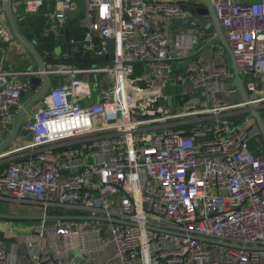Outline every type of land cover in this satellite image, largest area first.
<instances>
[{
    "label": "built area",
    "instance_id": "obj_1",
    "mask_svg": "<svg viewBox=\"0 0 264 264\" xmlns=\"http://www.w3.org/2000/svg\"><path fill=\"white\" fill-rule=\"evenodd\" d=\"M4 1L15 22L45 6L55 37L81 11L87 20L82 41L67 37L57 58V49L44 51L54 68L0 69V124L7 126L30 79L50 82L26 115L32 139L0 154L7 158L1 200L69 217L40 220L38 240L23 242L30 261L264 264V144L249 113L256 110L264 125V0H212L247 97L237 101L230 93L239 88L225 87L235 79L227 53L225 62L206 49L214 36L205 44L202 35L171 29L169 21L191 15L180 1L0 0V45L11 41ZM108 38L113 59L67 63L72 43L105 57ZM199 50L185 67L173 62ZM172 70L174 93L167 91ZM10 254L0 240V264H13Z\"/></svg>",
    "mask_w": 264,
    "mask_h": 264
},
{
    "label": "water",
    "instance_id": "obj_2",
    "mask_svg": "<svg viewBox=\"0 0 264 264\" xmlns=\"http://www.w3.org/2000/svg\"><path fill=\"white\" fill-rule=\"evenodd\" d=\"M205 3L204 5H197V4H187L186 2H181V6H183V8L187 9L188 12L191 14V16L194 15H207L210 18V23L211 25L214 27V31H215V35L214 37L210 40V42L208 44H211L212 42H217L219 41L220 43H222V45L224 46L227 55L231 61V68L234 74V81L232 83H227L226 84V89L230 90V91H234V89L236 88V86L239 88L238 91L236 92H231V99L233 101H237V99H240V97L242 96L244 99H246V95L244 93V88L242 85V79L241 77H239V68L238 65L235 61V59H233L231 52L228 48L227 42L224 39V34H223V28L221 27L220 23L218 22L217 16L214 12V7L212 5V0H204ZM3 10L6 11V14L8 16V21H9V25L10 28L12 29L13 35L15 36V38L23 45L25 46L29 52L31 53V55L34 57L36 63L38 64L40 69H44L47 65L50 64H54V62L45 60L42 58V56L40 55V53L38 52V50L21 34L19 28L17 27V24L15 22V18L13 16L12 10H10V6L9 3L7 1H4L3 3ZM65 39L67 40L68 35L64 34ZM98 40L94 39V43H97ZM106 44L108 46V54L105 57H101V56H95L92 57L91 53L88 51H83L81 50V45L78 43H72L70 46V52L72 53V60L68 61L67 63H69L70 65L72 64H76L77 63H85V64H100L103 61H108V59H113L114 58V43L113 40L111 38H108V40L106 41ZM201 50H199V52H196L190 56L187 57H181L179 59H173V62H183L182 66L185 67L186 66V61L188 59H195L199 56ZM59 55V50H56V57H58ZM176 66L173 67V69L175 70ZM42 82H44V84L42 85V87L36 91V93L29 98L23 105V108L19 111V114L17 116V120L7 138V140L2 144V146H0V151L2 149H4L5 147H7L8 145L11 144V142L13 141V139L15 138V135L17 134V132L19 131V129L22 126V123L24 121V117L26 115V113L29 111V109H31V107L33 105H35L37 103V101L45 94L46 90L48 89L50 82L49 79L47 78V76H43L41 79L39 78H33L31 79L32 84L36 85V84H40ZM24 93H21V96H23ZM250 115L256 120L258 129H259V133L257 134V137L259 138L260 142L264 144V125H263V120L262 117L260 116V114L254 110L251 109L250 110ZM240 117H243V115H241ZM230 121H233L237 124L236 119L234 118H229ZM20 134H22L27 140H31L32 137L30 135L29 132H27L24 129L20 130ZM69 217L67 216H51V215H47V216H43V215H37V214H11V213H0V219H8V220H33V221H40L42 219H46V220H58V219H68ZM81 218H85V217H81ZM98 218L100 220H105L104 218H99V217H95ZM201 241H207V242H213L216 244H226V245H231L230 243L227 242H219V241H215V240H211L208 238H199Z\"/></svg>",
    "mask_w": 264,
    "mask_h": 264
},
{
    "label": "crops",
    "instance_id": "obj_3",
    "mask_svg": "<svg viewBox=\"0 0 264 264\" xmlns=\"http://www.w3.org/2000/svg\"><path fill=\"white\" fill-rule=\"evenodd\" d=\"M175 1H180L183 2L182 0H175ZM80 14H83V11L80 12ZM80 14L75 16V18H68L66 23L71 21V19H76L79 22V25L82 27H87L86 24L87 23H80L79 21V17ZM28 17V16H27ZM175 19H172L171 21H169L168 23L170 24L171 29L175 30L177 29L178 26V20L174 21ZM9 22V21H8ZM19 20L16 17V24L17 27L19 28L21 34L27 39V34L25 32H23V30L19 27L18 23ZM47 23V22H46ZM48 25V24H47ZM49 26V25H48ZM10 27V25H9ZM212 28V27H210ZM50 30L52 31L51 27ZM65 30V29H63ZM212 35H215V31L212 28L211 29ZM197 33V32H195ZM197 35H201L199 32L197 33ZM65 38V37H64ZM28 41H30L29 39H27ZM31 43V42H30ZM59 50V49H58ZM41 56H44V54H40ZM54 57H56V52L54 53ZM48 60V59H47ZM50 67L46 68H54L55 65H49ZM0 69L3 70H8V71H24V70H28V69H39L38 64L36 63L34 57L31 55L30 52L27 51L26 47L23 46L13 35L12 29H11V41L9 43L6 44H1L0 45ZM38 78V77H37ZM42 77H39V79H41ZM36 79V78H35ZM50 80L52 81V83L57 82V75L54 76H50ZM31 82V79H30ZM44 84V82H42L40 84H32L31 82V88L24 93L22 100L23 103H25L29 98H31L37 90H39L42 85ZM43 97V96H42ZM42 97L37 101V103L35 105H33L31 107V109H29V111L27 113H33L37 107L42 103ZM26 113V115H27ZM19 114V113H18ZM18 114L15 117L14 122L10 125H4V124H0V146H2V144L7 140L15 122H16V118L18 116ZM26 115L24 118H26ZM23 124V123H22ZM24 126H21V128L19 129V131L17 132V134L15 135V138L13 139V141L11 142L10 145H8L7 147H5L4 149H2L0 151V154L4 151L9 150L14 144H16V142H20V140L23 138V135L20 134V130L23 129ZM7 159L6 157L3 159H0V169H2V167H4L7 163L5 160ZM5 203V202H4ZM0 213H11V214H17L16 212L13 211H9V210H5L4 205H0ZM19 214V213H18ZM38 215V214H37ZM25 222H31V224H24ZM33 220H8V219H0V240L3 241L7 246H9L11 248V254L9 255V261H11L13 264H33L30 261V257L28 255V253L26 252V247L23 245V242L25 239H27L28 241H37V237H36V229L38 228V224L34 225ZM36 223V222H35ZM31 231V232H30Z\"/></svg>",
    "mask_w": 264,
    "mask_h": 264
},
{
    "label": "rangeland",
    "instance_id": "obj_4",
    "mask_svg": "<svg viewBox=\"0 0 264 264\" xmlns=\"http://www.w3.org/2000/svg\"><path fill=\"white\" fill-rule=\"evenodd\" d=\"M183 2H186L187 4H199V5H204L205 1L204 0H182ZM18 12L21 14L23 13L22 7L18 8ZM178 20V26L177 29L175 30H184L186 32H199L202 35V41H206L205 44L208 42V40L211 38L212 36V32L209 31L211 30L210 27H212L214 29V27L211 25L210 23V18L209 16H205V15H194L191 16L189 15L188 17L183 16L180 17L179 19H175L174 21ZM79 21L80 23L84 24L87 23L86 17L84 14H80L79 17ZM196 33V34H197ZM27 49V48H26ZM208 50L212 51V54H215L213 59H219L222 58L223 61L228 62V59H226V50L224 48V46L222 45V43H220L219 41L217 42H212L210 45H208V47L206 48ZM27 51L29 52V50L27 49ZM209 56V55H208ZM201 55H199L200 58ZM196 61H198L196 59ZM175 71H178L180 69V64H176L175 65ZM47 67H50L49 65H47ZM174 70L166 72V79L167 82L169 83V87L167 88V91L170 93H174L176 92L177 88L174 87V84L176 82V72ZM27 123V119L24 118L23 124L22 126H26ZM256 144H258L257 140H252L250 142V149H254V147L256 146ZM264 149V148H263ZM255 150V149H254ZM5 202V203H4ZM4 205L5 210H11L13 212L18 213H25V214H37L40 212L39 209H37L34 206H30L28 204H19L16 201H11V200H6L0 199V205ZM24 224H31V222H25ZM37 223H34V225H36ZM31 232V231H30Z\"/></svg>",
    "mask_w": 264,
    "mask_h": 264
},
{
    "label": "trees",
    "instance_id": "obj_5",
    "mask_svg": "<svg viewBox=\"0 0 264 264\" xmlns=\"http://www.w3.org/2000/svg\"><path fill=\"white\" fill-rule=\"evenodd\" d=\"M46 11L48 9L44 6L38 14L28 16L19 21V27L27 34V39L30 40L29 42H31L40 54H43L44 51L54 52L57 48L68 49V46L65 44L64 35L55 37L47 25L48 23H46V19L43 16V13ZM63 27L68 37H73L77 42L84 39L87 31L86 28L79 25L76 19H71Z\"/></svg>",
    "mask_w": 264,
    "mask_h": 264
},
{
    "label": "flooded vegetation",
    "instance_id": "obj_6",
    "mask_svg": "<svg viewBox=\"0 0 264 264\" xmlns=\"http://www.w3.org/2000/svg\"><path fill=\"white\" fill-rule=\"evenodd\" d=\"M21 206H22V204H21ZM22 213H23V212H22ZM22 213H19V214H22ZM24 214H25V213H24ZM33 222H34V223H35V222H36V223H39L40 221H33ZM33 222H32V223H33Z\"/></svg>",
    "mask_w": 264,
    "mask_h": 264
}]
</instances>
